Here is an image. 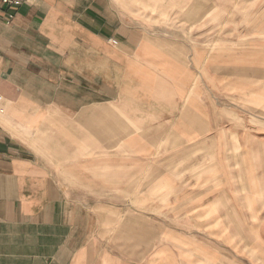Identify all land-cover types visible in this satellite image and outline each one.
I'll list each match as a JSON object with an SVG mask.
<instances>
[{
	"label": "crops",
	"instance_id": "1",
	"mask_svg": "<svg viewBox=\"0 0 264 264\" xmlns=\"http://www.w3.org/2000/svg\"><path fill=\"white\" fill-rule=\"evenodd\" d=\"M121 2L0 7V264H264L259 62Z\"/></svg>",
	"mask_w": 264,
	"mask_h": 264
},
{
	"label": "rangeland",
	"instance_id": "2",
	"mask_svg": "<svg viewBox=\"0 0 264 264\" xmlns=\"http://www.w3.org/2000/svg\"><path fill=\"white\" fill-rule=\"evenodd\" d=\"M120 1L122 5H126H123L126 10L137 17V22H147L149 30L171 37L181 36L185 38L181 41L190 43L193 47L203 48L204 44L212 49L211 53L216 52V49H227L228 58L240 59L245 67L251 61H258L260 79H264V0ZM189 31L194 32L193 38L188 37ZM110 41L118 43L117 39ZM222 53L224 56L225 51ZM4 101L5 97L2 104L5 109ZM255 234L259 239L258 232ZM251 249L253 248L245 246V254H258V247L254 248L257 249L256 252ZM135 258L138 256L135 255Z\"/></svg>",
	"mask_w": 264,
	"mask_h": 264
},
{
	"label": "built area",
	"instance_id": "3",
	"mask_svg": "<svg viewBox=\"0 0 264 264\" xmlns=\"http://www.w3.org/2000/svg\"><path fill=\"white\" fill-rule=\"evenodd\" d=\"M9 4H14V5H19L20 0H0V7L3 5H9ZM3 100L4 96L0 94V112H4V107H3Z\"/></svg>",
	"mask_w": 264,
	"mask_h": 264
}]
</instances>
